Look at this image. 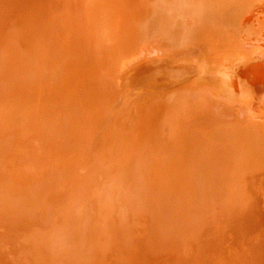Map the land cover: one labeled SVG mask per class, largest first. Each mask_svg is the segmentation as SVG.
<instances>
[{
  "label": "rangeland",
  "instance_id": "rangeland-1",
  "mask_svg": "<svg viewBox=\"0 0 264 264\" xmlns=\"http://www.w3.org/2000/svg\"><path fill=\"white\" fill-rule=\"evenodd\" d=\"M8 1L10 0H0L2 4H5L4 6L11 5ZM91 1L97 2L99 5L104 4L103 0ZM177 1L157 0V3L152 6L151 11L144 19L135 22L136 30L134 32L136 34L133 40L128 42V39H123L120 42L116 39L117 42L126 47L130 54L117 55L113 61L112 59L109 60L107 47L109 36L111 42L114 41L113 32L105 30V21L95 16L90 24V49L93 51L92 48H94L96 52V59H98L96 63L98 64L99 59H101L104 66H115V80L112 81L114 78L111 77L108 90L110 93H114L115 98L112 101L114 106L119 108L125 102V106L129 107V105L132 106L140 101L146 102V100H150L169 88L172 89L170 92H173L163 102L146 110L137 122L138 124L127 131L126 134L129 135L128 139L125 140L122 156L128 165L124 166L122 162L118 163L119 153L118 157L115 158V166L110 170L108 176H105V181L101 176L94 179L96 175L91 180L89 170L92 161L90 155L99 131L103 129V119L90 120L87 117L84 105L89 96L81 89V85L77 92L76 89L68 86V83L65 87L57 85L64 78L65 70L59 68L65 67L62 61H67L66 58L61 53L59 54L61 57L56 60L47 57L43 47L30 49V44L38 46L41 43L35 36L36 33H42V31L31 30L32 14H30V18L21 12L18 18H15L16 15L13 17L9 14V18L4 17V22H0V26H4L3 33L0 30V264H128L126 262V259L128 260L127 255L137 257L139 253L140 259L137 258L139 259L137 264H165V262L160 261L161 259L156 258L158 256L153 257L156 258L153 260L145 258L146 251L144 250H146L147 241L150 237L147 231L145 234L136 233V239H140L143 244L133 247L134 241H131L129 248H125L126 214L123 197H135L137 200L141 191L139 187L142 185L143 192L141 195L143 200H146L144 187L154 188L151 187L153 182H149L154 161L150 155V150H147L146 147L151 142V137L154 141L156 140L155 134L149 136L150 127L155 128L151 125L154 121L155 126L162 127L163 121L167 119L165 129L169 128L165 130L166 144L164 147L171 151L178 148V152L170 156L167 155L160 161L161 171L169 184L175 179L176 183L183 181L185 155L183 143L176 145L183 140V138L178 139V136L187 127L191 128L192 123L197 122L189 116L188 111L192 103L196 102V99L206 103L197 93L199 90L196 92L190 90L202 88L190 86L195 82L193 75L191 76L192 68L195 70L201 68L192 59V54L201 53L204 45H207L202 42L207 38L210 39V33L219 34L220 29L213 25L206 26L205 22H199L198 19H192L194 26H186L189 23V21L184 22L186 16L180 20L178 17L173 21L170 19L169 26L165 25L171 15L168 11L169 6H173ZM262 1L264 2V0ZM262 1H254L253 4L257 2L260 4ZM253 4H245L242 13L243 19L247 17V14L250 15L254 12L251 10L255 8ZM259 7L261 6L256 9ZM45 8L43 1H41L32 9V13L35 11L40 13L37 14L41 17L39 25L43 23L45 18L46 13L43 11ZM28 12L30 13V11ZM258 13L262 15L258 19L264 21L263 13ZM246 26L248 30L245 33L247 32V34L243 37L252 36V22L248 21ZM185 31L189 35L185 38L188 40L183 42L181 37L186 34ZM242 33L243 30L240 29L239 34L242 35ZM163 34H166L167 38L159 43V46L168 49L170 55H162V53L154 55L155 50L148 45L151 44L150 42L157 41L158 37ZM172 34L180 35L179 41L181 43L174 42L175 38L170 37ZM71 36L68 35V38ZM54 39L55 37L47 41ZM230 40L232 43H238L232 37ZM124 43H128L129 46ZM222 51L219 49V54H223ZM213 52L216 53L217 50ZM214 53H211L210 56ZM219 54L213 55V57ZM70 58L71 53L69 57L71 63L73 60L70 61ZM42 59L45 60L44 63ZM128 59L129 62L126 63ZM133 60L137 63L134 64ZM132 64L133 66H131ZM55 69L59 70L56 72ZM92 74L85 75L84 72L81 81L84 87L87 85L90 87ZM49 75L54 76L50 78ZM184 75L186 76L184 77ZM155 76L156 78H154ZM115 92L117 93L115 94ZM179 92H182L183 96ZM199 93L202 94L201 91ZM195 95L199 99L195 98ZM176 103L181 105L177 110L173 106ZM208 106L213 114L211 123H207V127L202 128L194 125L191 131L200 132L199 135L202 137V133H211L214 138L221 141L226 132L219 128H222V122H226L230 118L228 116L229 111H226L227 109L222 105L223 112L218 115V105ZM223 114L228 117L224 119ZM253 115L259 120L263 117V114L258 115L257 112ZM106 118H108L107 114ZM107 123L108 121L105 123L106 126H108ZM122 123L123 121H120L119 127H122ZM209 124L210 126H208ZM239 126L242 127V123ZM94 129H97L95 136L94 133L91 134ZM134 131L135 133H133ZM222 133L224 134L222 135ZM245 133L240 135L239 148L229 156L251 157V166L248 170L252 172L253 186L250 184L249 175H247V194L242 190L240 192L244 204L257 202L256 207H253L251 216H254L253 222L259 224L254 230V234L262 238L261 236L264 237V213H262L264 212V151L260 150L261 147L255 142L252 132ZM259 135L260 139L264 141V125L259 127ZM196 142H192V145L194 144L192 156L196 153L195 157H197L198 149L202 148V142L199 140ZM184 143L187 144V141L185 140ZM139 148L145 153L141 157L140 151L134 153ZM131 150L134 151V154L131 153ZM128 151L130 153L127 155ZM11 159H14L13 164L15 166L10 164L12 167L9 168L7 164ZM143 164L148 177L142 175L139 177ZM147 167L150 173L147 171ZM1 173H5L4 176H9V174L18 176L19 181H13L14 185L8 184L2 179ZM80 177L84 179L82 190L88 192L89 198L85 204L83 203L76 208L72 207L71 213L69 209L71 205L69 203L70 191L71 188L73 189L75 180L80 179ZM57 180H64L66 185L68 184L67 187H63L59 191L56 187ZM155 183L157 182L155 181ZM98 185L102 187L101 195L95 191ZM159 188L157 199L160 203L157 204L156 200L153 213L154 210L156 212V209L161 207V204H168L169 193L161 192L160 185ZM92 190L95 193L91 197ZM55 194L58 195L57 198ZM179 194L181 196V193ZM216 195L217 199H214L213 211L222 212L221 204L226 201L225 197L228 198V196H224L222 192ZM44 197L49 200L50 204L56 198L55 204L53 202L51 205L53 213H48V216L42 212V208L47 210L48 207L40 204V201L45 200ZM180 199L175 202L176 205ZM138 203L140 206L141 202L138 201ZM66 206L67 209L65 210L64 207L66 208ZM249 206H253V204ZM228 207L227 202L225 215L229 212ZM144 208L148 209V206ZM159 210L157 209L156 226L158 225ZM70 214H72L71 226H67L69 225L67 217ZM257 214H262L263 219H260V215L257 216ZM100 222L104 230L100 229ZM180 227L181 225L179 227L173 225V228L179 229ZM66 230H70L68 242H70L71 248L69 250L63 249L62 254H54L55 248L59 250L61 247V243H58L55 238L67 234ZM185 232H187L186 228L179 231L182 238V243L178 246L179 251L186 250L187 246L191 248L187 244L188 235ZM221 234L219 233L217 236ZM249 235L248 230L241 236L239 235L235 242L236 245L239 247ZM51 238L55 240L53 241L55 244H49ZM47 243L49 244L48 247H46ZM51 248L54 250L51 251ZM245 251H241L240 248L238 252L236 251L235 257L238 259L244 256L243 252ZM251 255L247 256L246 259L252 258V262L262 258L258 257L260 254L257 252ZM260 262L258 261V264ZM223 263H227L224 258L220 264Z\"/></svg>",
  "mask_w": 264,
  "mask_h": 264
},
{
  "label": "bare ground",
  "instance_id": "bare-ground-1",
  "mask_svg": "<svg viewBox=\"0 0 264 264\" xmlns=\"http://www.w3.org/2000/svg\"><path fill=\"white\" fill-rule=\"evenodd\" d=\"M41 1H43V5L46 7L43 10L46 15L43 23L39 25L41 17L37 14L40 13L39 11L32 13V9ZM254 1L257 0H178L173 6H169L168 8L171 15L168 17L165 25L169 26L170 19L173 21L178 17L180 20L186 16L187 18L184 22L189 21L186 26H194L192 19H198L199 22H205L206 26L213 25L220 29L219 34L210 33V39L207 38L202 42L207 45H204L201 53L198 55L192 54V59L201 68L198 70L192 68L191 76L193 75L195 82L190 86L202 88L190 90L194 92L197 90L201 91L202 94L199 91L197 93L201 95L202 99L208 105H218V115L222 114L223 110L221 106L223 105L227 109L226 111H229L228 116L230 118L226 122H222V128H219L223 132H226L225 137L221 141L214 138L211 133H202V137L199 135L200 132L191 131V128L194 125L199 128L207 127V123H211L213 119V114L206 103L197 99L196 102L192 103L188 111L189 116L197 122L192 123L193 126L191 128L187 127V129L181 132L178 139L183 138V140L176 144L183 143L182 147H184V177L183 181L179 183L175 182L176 179L173 182L171 181L172 184H169L165 179L160 168V161L167 155L170 156L178 152V148L171 151L164 147L166 144L165 130L169 128L165 129L167 119L163 121L162 127L155 126V121L151 124L155 128L152 129V126L150 127L149 136L155 134L156 140L154 141L151 137V142L146 146L147 150H150V155L154 161L151 173L147 167V171L150 173L149 182H153L151 187L154 188L144 187L148 204L146 200H143L141 195V192H143L142 185L139 187L141 191L139 196H137V200L135 197H123V206L126 214L125 248H129V243L133 241V247H136L138 244H143L140 239H136V233L141 234L142 232L145 234L147 231L150 237L147 241L146 250L144 251H146L145 258L149 260L159 258L165 264H220L223 258L227 262L223 264H258V261H261V264L264 262V237L261 236L262 238H260L254 234V230L259 224L254 223V216H251L253 207H256L257 202L254 201L247 205L244 204L240 192L242 190L247 194V175H249L250 184L253 186L254 179L251 175L252 172L248 170L251 166V157L240 158L229 156V154H232L239 148V142H241L240 135L248 131L250 133L252 132L251 134L255 142L261 147L260 150L264 151V141L260 139L259 135V127L264 125V21L258 19V17L262 16L258 12H262L264 16V2L259 0L262 3L259 2L260 4H258L257 2L253 4ZM8 2L11 5L4 6L5 4L0 2V22H4V17L9 18L10 16L14 17L16 15L15 18H18L20 12L24 15L27 14L29 18L30 14H32L31 30L42 31V33H36L35 36L41 43L38 46L30 44V49L43 47L46 50L45 56L55 58V60L61 57V55L59 56L61 53L68 62L62 61L65 67H60L59 69L65 70L64 78L57 85L65 87L68 83V86L76 89V92L80 89L79 86L81 85V89L88 93L89 96L84 105V111L87 117L90 120L103 119V129L99 131L90 155L92 161L90 165L91 169L89 170L91 172V180L96 175L94 179L101 176L105 181V176H108L110 170L114 168L115 158L118 157L119 153L118 163L122 162L124 166L128 165L122 156L125 140L128 139L129 135L126 134L127 131L138 124L137 122L142 118L146 110L155 104L163 102L173 92H170L171 88H169L150 100H146V102L140 101L132 106L129 105V107L125 106V102L119 108L116 105L114 106L112 104L115 98L114 93H110L108 90L111 77L114 78L116 75L115 66H104L101 59H99L98 64L96 63L98 60L96 59V52L94 48H92L93 51L90 49L89 27L95 16L105 21V30L113 32L112 34L115 37L114 41L111 42L110 36L107 38L109 60L112 59L113 61L117 55L130 54L126 47L122 43L117 42L116 39L120 42L123 39H128V42L133 40L136 34L134 32L136 30L135 22L144 19L151 11L152 6L157 3V0H103L104 4L100 5L91 0H10ZM248 3L253 4L255 8L251 10L254 12L250 15L247 14V17L243 19V9L245 4L248 5ZM258 6L261 7L256 9ZM248 21L252 22L253 35L243 37L247 34L245 31L248 30L246 29ZM3 27L0 26L2 33L4 30ZM240 29L243 30L242 35L239 34ZM68 35L71 37L68 38ZM187 35L189 34L186 32L181 37L183 42L188 40V38L185 39ZM166 36V34L160 35L157 41L154 43L150 42L151 44L149 43L150 45L148 46L155 50L154 55L161 53L162 55H170L168 49L159 46V43H162L167 38ZM53 37H55L53 41H47ZM170 37L175 38L174 42L181 43L179 41L180 35L172 34ZM231 37L238 43H232V40H230ZM246 38H249V40H246ZM124 44L127 45L128 43ZM219 49L223 50V54H219ZM214 50H217V52L214 53ZM70 53V61L73 60L71 63L69 62ZM211 53H214L213 55H219L213 57V55L210 56ZM42 62L44 63L45 60L42 59ZM127 62H129V59ZM59 69H55L54 71L57 72ZM84 72L85 75L93 73L90 77L91 83L89 84L91 88L87 87L88 85L84 87L81 83ZM138 72L137 75L139 76ZM49 76L52 78L54 75ZM114 80L115 78L112 79V81ZM126 83L128 84V82ZM179 93L183 96L182 92ZM195 98L199 99L196 95ZM164 106H166L165 103ZM173 106L177 110L181 105L180 103H176ZM256 112L258 115L263 114L261 120L253 115ZM106 114L108 118H106ZM228 116L224 115V119ZM107 121L108 126L105 125ZM120 121H123L122 127H119ZM241 123L242 127L239 126ZM96 130H92L91 134L94 133L95 136L97 133ZM185 140L187 144L184 143ZM198 140L202 142V148L198 149L197 157H195L196 153L192 156V150L194 148L192 142L197 143L196 141ZM139 151L140 157L145 154L143 153L144 150L140 148L136 149L135 152L131 150V153ZM129 153L130 151L127 152V155ZM13 160L11 159L7 164L9 168L12 167L10 164L15 166ZM142 167L139 177L141 175L148 177V173L146 175V170H144V164ZM4 174L1 173L2 179L8 184L14 185L13 181H19L18 176H11L10 174L9 176H4ZM83 181L84 179L81 177L80 179H76L73 189L71 188L69 200V203L72 205L69 207L71 213L72 207L76 208L88 201V192L82 190ZM56 183L59 191L68 185H66L64 180H57ZM159 185L161 186V192L169 193V197L168 204H161V207L157 208L160 210L158 225L156 226V219L158 218L157 209L156 212L154 210V213L152 211L154 204L156 205V200L157 204L160 203L159 199H157L160 191ZM95 191L98 195H101L102 187L99 185L96 186ZM220 192L224 196H228V198L225 197L226 201L221 204L222 212L213 211L214 199H217L216 194ZM94 193L92 190L91 197ZM179 193H181V196ZM55 196L57 198L58 195L55 194ZM44 198L45 200L40 201V204L48 207L47 210H43L42 208V212L48 216V213H53L51 205L53 202L55 204L56 198L51 204L49 200H46V197ZM179 199L180 202L176 205L175 202ZM138 201L141 202L140 206ZM227 202L229 205L227 210L229 212L225 215V205ZM250 204H253V206H249ZM147 206L148 209L144 208ZM64 209L66 210L67 206ZM258 215H260V219H263L262 214ZM70 216L67 217V220H69V225L67 226H71L72 214ZM100 224V229L102 228L104 230L101 222ZM173 225L177 227L181 225V227L179 229L173 228ZM154 227L156 228L154 229ZM182 228H186L187 230L185 232L188 235L187 244L191 248L187 246L186 250L179 251L180 248L178 246L182 243L179 231ZM246 230L249 231L250 235L246 236V241L241 242V245L238 247L235 242L239 235L241 236L243 233H246ZM66 231L67 234L55 238L58 243H61V247L59 250L51 248V251L54 250V254H62L63 249L69 250L71 248L69 245L70 242H68L70 230ZM176 232L177 234H175ZM219 233L222 234L217 236ZM55 240L51 238L49 244H55L53 243ZM49 244L47 243L46 247ZM240 248L241 251H246L243 252L244 256L237 259L235 253ZM251 251L253 252L250 253ZM255 252L260 254L258 257L262 258L256 262H252V258L246 259L247 256ZM127 256L128 260L126 259V262L128 264H137V261L140 259V253L137 257L134 256L135 258L133 256ZM52 257L54 258V255ZM52 257L50 256V258Z\"/></svg>",
  "mask_w": 264,
  "mask_h": 264
}]
</instances>
